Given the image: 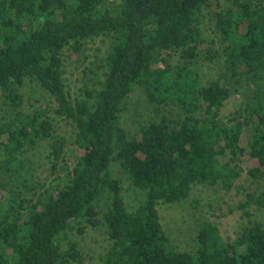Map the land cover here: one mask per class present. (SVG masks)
I'll list each match as a JSON object with an SVG mask.
<instances>
[{"label": "trees", "instance_id": "obj_1", "mask_svg": "<svg viewBox=\"0 0 264 264\" xmlns=\"http://www.w3.org/2000/svg\"><path fill=\"white\" fill-rule=\"evenodd\" d=\"M211 1L0 0V118L4 105L14 113L0 123V264H82L78 243H59L75 224L81 231L106 226L112 248L105 264H264L263 224L231 241L204 222L196 252H180L157 209L159 202L187 199L194 185L231 190L244 171L235 161L250 178L264 180V0H227L228 7L218 0L214 48L201 28ZM98 39H108L110 51L94 70L86 67L91 77L73 98L65 51L85 62V46ZM173 56L183 64L174 65ZM219 56L226 82L203 85L190 63ZM26 79L52 98L48 112L18 111ZM136 86L152 103L178 105L187 115L172 126L166 119L151 123L129 139L117 123ZM239 92L244 112L237 123H225L221 110ZM55 119L71 127L68 137L57 133ZM46 140L50 183L36 180L27 160ZM114 163L146 191L135 212L120 181L108 179ZM106 187L112 208L99 218L96 202ZM247 198L244 208L264 206V194Z\"/></svg>", "mask_w": 264, "mask_h": 264}, {"label": "rangeland", "instance_id": "obj_2", "mask_svg": "<svg viewBox=\"0 0 264 264\" xmlns=\"http://www.w3.org/2000/svg\"><path fill=\"white\" fill-rule=\"evenodd\" d=\"M108 1L110 3L113 1L120 3V0ZM249 1L256 4L261 0ZM217 3L218 0L211 1V6L207 9L208 19L203 22L201 27L203 37L207 40H205L206 44L210 42L211 45L208 46L212 48L218 44L213 36L214 21L211 20L218 9ZM220 3L224 7H228L231 1L220 0ZM213 43L215 44L213 45ZM85 50V62L83 61L84 58L79 62L69 50L65 51L64 54L65 78L73 98L81 96V88L83 89L87 76L88 78L91 77V74L87 75V68L94 70L101 64L102 61L100 60H104V57L110 51V41L108 39L102 41L98 39L94 43H89L87 47L85 46ZM218 58L214 62H208L200 57L196 62L190 63V68L199 74L203 85H208L214 81L220 84L226 82L228 76L225 68H223L224 57L219 56ZM170 60L173 61L174 65L183 64L178 56H173ZM97 72L100 71L97 70ZM18 92L22 98V104L18 109L21 113L33 114L39 111H49L52 98L49 97L37 80L26 79L23 85L18 88ZM242 94L232 95L225 103L220 114V119L223 122L237 123L240 120L245 107ZM200 113L201 110L193 116L200 115ZM13 114L4 105L0 123L10 121ZM186 115L178 105L152 103L144 93L143 88L136 86L123 103L117 125L126 133L129 139H133L141 133L144 127L151 123L166 119L169 125L172 126L175 121L183 119ZM55 125L57 133L61 136L68 137L71 134V127L64 121L55 119ZM249 132L245 127V134ZM50 146L49 141H40L35 146L32 154L27 155V160L32 163L34 174L37 176L36 180H40L42 183H50L54 178L50 169L51 159L47 158L50 153ZM72 150L73 152L76 151ZM239 162L235 161V165L243 167L244 171L231 190H226L221 185L207 186L199 184L192 186L187 199L181 202L174 204L158 203L157 209L163 229L177 251L196 252L195 238L204 222L217 225L221 236L225 240L231 241L239 238L254 224L264 225V206L251 205L247 208L243 207V203L248 199L247 195L258 197L264 194V180L250 178L246 174V166ZM108 179L120 181L121 195L130 212H135L144 205L146 191L135 188L118 163H114L110 167ZM112 203L113 193L106 187L104 193L96 202L97 210L100 213L99 218L102 217L104 212L112 208ZM79 229L80 225L75 224L63 233L59 238L60 246L66 248L69 242H76L83 251L84 261L82 264H105V259L112 248V241L107 235L106 226L99 225L95 228L89 226L84 231Z\"/></svg>", "mask_w": 264, "mask_h": 264}]
</instances>
